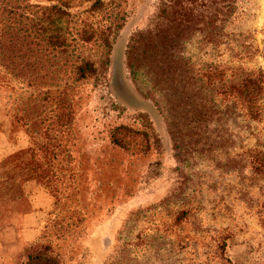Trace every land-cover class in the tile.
I'll return each mask as SVG.
<instances>
[{"label": "rangeland", "instance_id": "1", "mask_svg": "<svg viewBox=\"0 0 264 264\" xmlns=\"http://www.w3.org/2000/svg\"><path fill=\"white\" fill-rule=\"evenodd\" d=\"M230 1L105 0L92 11L78 0L66 53L37 64L41 83L0 85V264H25L41 245L64 264H264V175L247 153L264 149V123L222 113L199 124L193 113L199 90L211 105L214 67L264 70V0H232L228 18ZM37 4L55 2L20 5ZM85 60L97 74L79 79ZM120 126L124 147L112 138Z\"/></svg>", "mask_w": 264, "mask_h": 264}, {"label": "trees", "instance_id": "2", "mask_svg": "<svg viewBox=\"0 0 264 264\" xmlns=\"http://www.w3.org/2000/svg\"><path fill=\"white\" fill-rule=\"evenodd\" d=\"M23 0H0V85L12 84L15 81H22L23 85L31 87L40 84L45 75L38 72L36 67L41 62L42 53H54L64 55L67 51L68 32L67 25L71 14L67 11L72 8L78 0H50L55 4L52 6L29 5L21 6ZM91 2L92 11H100L106 5L105 0H85ZM232 0L229 2L228 18L234 13ZM32 8V9H31ZM219 17L213 18V36L217 38V32L222 25H218ZM111 30L103 29L99 37L110 46L109 39ZM96 32L93 28H86L82 32L85 41L93 39ZM217 46L220 41L215 39ZM264 57V52L262 53ZM130 57V52H129ZM129 59V58H128ZM153 60L155 58L152 57ZM165 64L159 62V64ZM147 67V65H146ZM129 68H133V62L129 59ZM146 71V70H145ZM97 74V68L93 62L82 61L77 66L79 79H89ZM162 77L173 83V78L166 74ZM213 99L208 106L202 96L203 90H199V102L196 104L193 113L194 117L202 124L211 117L224 115L238 116L250 122L264 123V70L262 68L248 70L242 66L214 67L207 75ZM168 82V83H170ZM185 87V86H184ZM182 104L187 103L191 96L186 90L177 94ZM197 94V95H198ZM181 96V97H180ZM220 98L217 100L215 98ZM65 109L63 93L59 92L56 98ZM221 104H225L224 109ZM224 110V111H223ZM223 111V112H222ZM219 120V117H218ZM128 127L120 126L112 132V138L116 145L124 147L125 143L117 133L120 131L129 132ZM250 164L254 173L264 175V149H252L248 152ZM2 162V160H0ZM25 264H64L63 259L56 254L50 245L30 247L26 250Z\"/></svg>", "mask_w": 264, "mask_h": 264}, {"label": "crops", "instance_id": "3", "mask_svg": "<svg viewBox=\"0 0 264 264\" xmlns=\"http://www.w3.org/2000/svg\"><path fill=\"white\" fill-rule=\"evenodd\" d=\"M35 221H37V212L26 214L24 215V217H22V226L26 228V231L30 232V228L36 225ZM25 234L27 233L25 232ZM1 247H2V238L0 234V248Z\"/></svg>", "mask_w": 264, "mask_h": 264}]
</instances>
